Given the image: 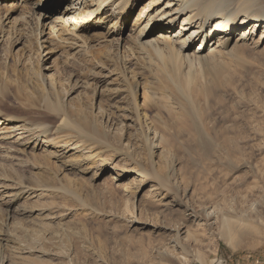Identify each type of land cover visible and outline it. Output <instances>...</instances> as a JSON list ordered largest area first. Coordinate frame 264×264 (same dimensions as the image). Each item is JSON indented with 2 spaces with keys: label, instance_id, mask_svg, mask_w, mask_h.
I'll return each mask as SVG.
<instances>
[{
  "label": "rangeland",
  "instance_id": "1",
  "mask_svg": "<svg viewBox=\"0 0 264 264\" xmlns=\"http://www.w3.org/2000/svg\"><path fill=\"white\" fill-rule=\"evenodd\" d=\"M85 1L0 0V63L20 70L32 68L29 48L37 42L34 30L39 25L38 43L46 48L40 50L44 80L51 76L62 83L64 108L82 105L86 122L96 130L54 135L52 129L60 125L56 121L48 126L46 137L26 134L0 141V160L18 168L31 188L30 195L12 203L0 198V252L3 234H9L12 224L23 223L34 229L45 224L48 231L42 249H32L29 264H264V25L256 31L251 25L247 32L235 35L246 33L251 50L232 63L236 82L217 90L212 101L203 104L213 114L206 119L209 132L179 123L177 112L184 104L180 100L174 99L169 111L156 105L155 97L149 113L158 134L150 138L164 141L150 148L144 133L150 135L152 125L144 120L141 126L137 118L129 117V97L121 91L123 78L116 74L111 57L126 61L129 73L136 69L135 63H141L126 48L138 38V28L147 29L142 13L151 0L135 3L116 29V21L98 22L97 14L92 16L88 42L76 40L80 49L91 46L98 53L102 50L97 47L110 45L104 56H96L100 64L95 61L92 66L78 62L68 44L57 37L75 22L71 19ZM111 8V13L117 11L118 5ZM33 11L37 16L31 18ZM109 28L113 30L107 33ZM106 33L108 38L102 39L100 34ZM196 51L209 53L199 43L190 53ZM123 101L126 111L120 112L117 102ZM15 102L10 98L14 107ZM212 124L219 133L212 131ZM28 139L34 141V148L29 145L22 151L15 145ZM50 142L57 145L51 147ZM61 144L68 149L62 150ZM206 144L210 150L204 149ZM53 147H57L55 154ZM60 157L77 158L79 165L55 175L65 163H72ZM150 157L157 167L167 168L169 194L155 183L130 193L139 179L136 165H147ZM65 189L81 201L69 197ZM225 216L246 219L260 232L242 228L240 245L234 247L222 237ZM91 228L98 230V236L87 239ZM75 232L81 235L70 246L67 236ZM97 237L102 253L100 244L90 242Z\"/></svg>",
  "mask_w": 264,
  "mask_h": 264
},
{
  "label": "bare ground",
  "instance_id": "2",
  "mask_svg": "<svg viewBox=\"0 0 264 264\" xmlns=\"http://www.w3.org/2000/svg\"><path fill=\"white\" fill-rule=\"evenodd\" d=\"M43 1L38 0V3ZM88 1H85L78 16L73 15L71 22L74 18L75 22L70 27L59 31L57 37L63 42L62 44H68L65 45L66 48L73 51L72 57H77L78 62L85 61V64L88 63V65L93 62L92 65H94V62L98 61L96 56H104V52L109 49L110 45L97 47V49L102 50L98 53L91 46L87 50L80 49L81 45L79 46L76 40L82 38L88 42L89 39L86 37L92 28L88 21L97 14L98 22H102L103 18L109 19L111 23L113 20L116 21L113 23V29H116L122 19L128 16L131 7L139 0ZM114 5H118V9L111 13L112 8L110 10V7ZM143 10L145 12L142 14L147 29L138 28V38L133 39V44L126 48L130 56L141 63H135L136 69L129 73L126 70V61L111 57V61L116 64V70H118L116 74L123 78L124 86H122L121 91L129 97L127 101L130 106L129 117L137 118L141 126L144 120L150 121L148 125H152V128L149 127L151 134H147V131L144 133L145 142L150 145V148L157 141L161 144L164 141L157 138L156 142H152L150 138L152 134L155 138L158 134L149 113L150 105L155 97H158L156 105H162L169 111H171L170 104L173 103V100H180L184 104L177 112L179 123L185 125L189 123L196 132L202 133L203 130L209 132L206 119L211 118L213 114L212 111L203 109V104L208 105V102L212 101L216 95L217 90L232 86L236 82V70L232 63L243 60V55L250 52L251 49L247 47L248 37L246 33L242 36L239 34L237 37L235 35L241 31L247 32L251 25H254L252 30L255 31L259 26L264 25V0H165L164 2L151 0L150 4L145 6ZM34 12L29 15L31 18L37 16ZM214 22L218 24L215 27L212 26ZM110 28L107 29V33L113 30ZM34 32L37 42L29 48L30 59L28 60L32 68L20 70L15 68V65L0 63V141L15 136L26 137V134L29 137L33 135L46 137L48 126L56 121L60 122V125L52 129L54 135L67 131L70 133L77 131L79 133L80 131L81 133L84 132V129L96 132L93 124L86 122L88 118L82 105L73 104L70 109L64 108L62 99L66 93L65 86L51 76L45 77L44 80L42 74L44 68L40 66V62L44 61V58H41L40 50L44 47L38 43L39 25ZM107 33L100 34L102 35L101 38H108ZM214 40V44L211 45ZM196 43L201 46L205 45L209 53L204 55L196 51L191 54L190 50ZM27 45L29 46V44ZM43 51H46V48ZM98 63L100 64L99 61ZM112 96L113 99H116L114 94ZM10 98L16 101L15 107L9 103ZM124 102H117V108L120 112L126 111L122 107ZM212 131L217 132L214 124H212ZM30 140L28 139L26 142L24 140L25 143H15V145L21 150L29 145L34 148V141L30 142ZM230 142L228 141L229 147ZM52 143L50 142L51 147L57 145V143ZM59 147L64 150L65 148L68 149L69 146L61 144ZM53 148L51 153L55 154L57 147ZM204 149L210 150L211 146L206 144ZM6 155L8 156V154ZM60 158L63 160L68 158L72 163L68 165L65 163L63 168L55 171V175L60 174L64 169H68L66 168L68 166L76 169L79 165L80 160L77 158ZM144 159L145 156H143ZM46 164L48 168H51L48 166L50 165L48 162ZM166 169L164 166L157 167L152 157L147 161V165H136L135 170L139 179L133 182L136 188L130 193L135 194L146 184L155 183L166 194H169L171 184L168 175H166ZM24 180L18 168L13 166L11 162L0 160V198L11 200L9 202L12 203L18 198L30 195L31 188L26 185L28 183H25ZM34 181L36 180L34 179ZM64 193L73 199L75 198L76 201L80 200L78 196L67 189L64 190ZM61 195L60 197H63ZM245 220L232 219L228 216L222 219V237H225L230 245L239 247L242 228L256 227L253 226L252 222L249 224ZM258 229L253 228L251 230L260 232ZM7 231L9 234H3L1 237L3 245L2 252H0V264H29L32 249L39 247L42 249L46 238L44 233L48 232L45 224L34 229V227L28 228L23 223H14ZM1 232L0 227V234ZM87 233H89L87 239L98 236L96 228L89 229ZM80 235L79 232H75L71 237L67 236L69 245L71 246L76 239H79ZM90 242L100 244V253L103 252L100 238H94ZM19 243H23V245L20 246ZM186 250L183 247V251L187 254ZM20 251H22L21 254L17 256Z\"/></svg>",
  "mask_w": 264,
  "mask_h": 264
}]
</instances>
